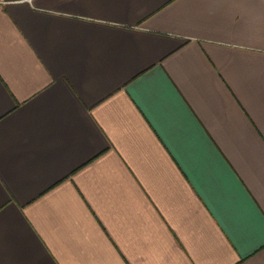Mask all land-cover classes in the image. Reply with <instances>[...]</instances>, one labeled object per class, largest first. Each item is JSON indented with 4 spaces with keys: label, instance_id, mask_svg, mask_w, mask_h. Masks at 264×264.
Here are the masks:
<instances>
[{
    "label": "crops",
    "instance_id": "1",
    "mask_svg": "<svg viewBox=\"0 0 264 264\" xmlns=\"http://www.w3.org/2000/svg\"><path fill=\"white\" fill-rule=\"evenodd\" d=\"M0 264H264V0H0Z\"/></svg>",
    "mask_w": 264,
    "mask_h": 264
}]
</instances>
